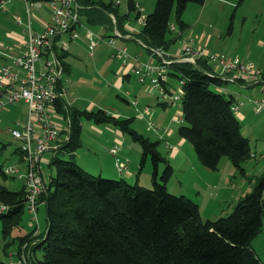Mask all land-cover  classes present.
<instances>
[{
	"label": "trees",
	"instance_id": "1",
	"mask_svg": "<svg viewBox=\"0 0 264 264\" xmlns=\"http://www.w3.org/2000/svg\"><path fill=\"white\" fill-rule=\"evenodd\" d=\"M76 1L81 6V17L92 28L104 26L112 30L110 13H114L120 29L129 32L125 23L136 21L141 15L135 10V0H128L125 13L113 0ZM205 1L156 0L154 10L146 15L145 24L134 35L148 50L168 48L173 14L174 24L184 32L188 27L183 18L188 4L203 5ZM60 56L65 60L67 52ZM64 64L68 71L66 61ZM207 69L204 58L196 65H170L172 83H165L166 89L172 91L184 79L178 133L192 143L204 166L216 170L222 157H228L245 175V163L252 156L250 139L243 134L242 122L232 108L234 96L217 90L227 81L208 75ZM160 102L167 105L165 100ZM57 106L69 113L71 132L50 159L55 174L40 197L46 205L47 232L39 233L41 242L33 247L31 264H264L252 245L264 226V171L255 176L253 189L239 198L231 213L203 220L196 201L169 191L167 184L173 167L158 149L159 140L152 141L133 126L135 117H116L100 108L67 111L60 99ZM83 118L112 123L139 142L141 168L148 156L153 161V187L95 175L78 164L75 152L82 144ZM161 163L165 168L159 181ZM3 167L0 163V179L11 178ZM2 203L9 206L0 213L3 250L7 253L12 243L21 245L33 231L12 236L26 210L24 186L12 190L0 182ZM38 250L42 251L41 257L36 254ZM0 264L7 262L0 257Z\"/></svg>",
	"mask_w": 264,
	"mask_h": 264
},
{
	"label": "crops",
	"instance_id": "2",
	"mask_svg": "<svg viewBox=\"0 0 264 264\" xmlns=\"http://www.w3.org/2000/svg\"><path fill=\"white\" fill-rule=\"evenodd\" d=\"M135 1H140L143 7L145 8L144 4L146 3V0H135ZM238 2L240 3L241 0ZM234 3H235L234 0H206L203 5H199V8H197V12H198L197 20H195L193 23H191L190 21L189 22L186 21V23L188 24L187 28L197 29V34L193 36L195 40H197L196 37H201L202 38V41L200 42L201 44L206 45V47L210 48L213 51H216L214 45L213 47H211L212 44L211 36L207 38V35L202 31V28L206 25H211V26L215 25L216 22H218V20L215 19L216 10L213 7H211V4H216L217 6H219V9L223 11L220 13V10H218L217 14L222 15L224 9L227 8L228 6L234 5ZM16 15L21 16L24 23L28 21V13L26 11L24 2L22 0H11L7 4L6 8L0 11V41L12 45L15 48L16 52H18L22 48L24 41L27 39V31L24 23L19 25L16 22L15 19ZM31 17H32L31 19L32 26L34 27L35 30L40 31L44 28V24L50 20V13L48 9L45 6H43L42 8H34V10H32ZM132 23L137 28L138 25H140V23L138 24L137 22H135V20H132ZM231 28H232V24L230 26V31ZM96 29L102 34H107L108 38L111 36V30L106 27L100 26ZM83 32L84 31L81 32V35L83 37L85 36L84 42L88 47V36L86 32L85 33ZM185 32L186 30L184 31V36H187ZM188 32L189 31L187 30V33ZM169 41L172 44H175L176 42L177 43L173 45V47H171V43H170L167 48V51L172 54L173 53L177 54L182 48L183 41L179 39L178 34L176 37L174 36L172 39H169ZM130 42H133V44H130ZM115 45L117 47H123L125 45L128 46L129 57L127 59V65L123 66L120 63V61H118L112 56L114 48L111 45H109L107 41L101 42L93 50L91 54H89V52L87 53L89 58L85 62V68L83 70H79L80 72L77 73V81L79 83L85 84L86 87L94 86L98 88V93L100 95H98V97L96 96L91 97L92 99L91 100L89 99L90 101H86V100L79 101L80 100L79 95L77 96L74 95V91H70V92L68 91L65 95L63 94V96L60 98V100L64 104V107L67 106L71 110L72 109L95 110L99 108L103 110H107L108 109L107 102L109 99H103V98L104 96L106 97L105 85L108 84L110 87L113 86L115 88V91L118 89L119 91L116 93L114 91V93L120 96L129 105V107H133L130 112L128 109L125 110L120 107L119 109L116 110V112L112 114L116 117L117 116L135 117L137 120L142 121L141 119H145L148 122V120L151 119L155 114L158 116L161 115L163 117V120H165L166 114L170 115V112H168L167 110L169 105H171L170 107L174 109L173 112L179 114L181 111L180 104H169V101H167V105L161 104L164 108V111L160 112V114H156V113L153 114L151 110V112L149 113L150 117L148 118H145L147 116H145L144 118H140L137 116V114L143 111L144 108H148L150 104L142 105L139 103L137 99L138 96L141 94V92L145 90V85H142L143 83H141L138 80V78H136L135 83L132 81L134 68L137 65L140 64L142 65L144 62L146 64L149 60L151 62H156L157 58L155 56H152L151 53L146 54L140 48V46L137 45L136 42L129 39L117 38ZM96 49L97 51L95 52ZM69 54L70 52L68 50L67 56ZM228 56H232V55L228 54ZM233 57H237V56H233ZM239 58L246 59L245 57H239ZM65 61L69 67L67 72L72 73L74 68L73 64L67 58H65ZM5 64H7V60L3 58L2 55H0V70ZM169 81L170 83H172L170 79ZM62 83L64 84L63 79H62ZM96 84H99V87H97ZM177 84L178 82L176 83L175 88H177ZM226 88L228 89L229 95L232 94L233 96H235L236 102L243 101L244 104L242 109L237 110L235 112L236 114H239L240 121L242 120L241 122H242L243 134L250 139L251 143L254 142L252 151H254L256 155L251 156V158L245 163V172H246L245 175L239 173L237 167H235V165L230 160H225L223 162L221 159L218 169L216 170H212L204 166L199 160L198 156H195L190 151L191 149L190 147H192L190 146V144H188V142L190 141L179 135L178 128L177 131L173 130L172 127H170V120L162 123L164 126L163 129L164 128L168 129V130L167 129L164 130V135L166 136V144L169 143V146H167L169 148V155L168 157L167 155L165 157L168 159L169 163L173 167L172 176L174 175L176 168L180 170H184V168H186L187 170L192 172V177L197 172V184L199 177H201L202 180L203 179L206 180L204 187H201V189L200 187H197V191H194L193 194L196 197V199L195 197H193V195L192 196L188 195L187 192L188 188L180 184L182 183L181 180L178 179L176 180V185L178 183L179 187L178 188L176 187V189H174V190H179L180 194H185L191 197L194 201H196L199 204L200 213L203 220L215 219L218 216H222V214H224L223 212L231 213L233 211V208L236 206L239 198L249 193L252 190L251 182L253 178L255 179L256 175H259L264 171V115L256 114L253 110L252 102L249 101L247 98V97L257 96L260 93L250 88H244V87L241 88L238 85L232 83L227 84ZM101 92H104V94H101ZM122 93L125 96H127L128 99L126 97H122L121 95ZM158 101L159 103H162L160 102L161 101L160 96H158ZM20 103L25 104L24 102H20ZM96 105L98 108H93ZM9 107L10 105H8L6 108ZM56 107L57 110L60 112L57 113L64 116L65 118V113L61 114L63 112L58 109V106ZM4 111L7 112V109H3L0 111V123L3 122L4 120V115L6 114ZM27 111H28V107H27ZM27 111H26V118L23 120L17 119L18 122L20 123L25 122V120L27 119ZM170 118L174 120V116L171 115ZM89 120L91 119L88 118L82 119V128L84 129L85 126L87 125L88 129L91 128L94 131V136H91L90 139L91 145L88 146L89 150H87L86 152L88 154V157L90 158L88 163H83V162L78 163L79 162L78 159L82 154L81 152H79V149H77L75 152V159L77 163L91 173L97 170L99 171L98 173L99 175H109L112 177L124 175L129 178H132L133 173L136 172L137 181L141 185L146 186L140 181L141 173H140V168L139 169L137 168L138 165L137 167L136 166L133 167L132 170V164L134 162L133 158L136 148H134L133 144L127 141L126 136L128 134L121 131L117 126H115L112 123H104L106 125V128L103 129L98 123L94 122L93 120H91L92 122H90ZM58 121L63 125V127L66 126L64 119L60 118L58 119ZM65 132L66 129L64 128L63 133L61 134L62 141L66 139ZM170 136H172L173 139H171ZM92 140H95V143H92ZM83 141L84 140L82 137V144ZM119 142H121V145L118 152L116 154L111 153L110 149L114 146V143H119ZM82 144L80 147H82ZM18 147H19V142L17 148H15L13 152L17 154L16 160L18 163H20V152L18 151ZM56 150H59V148ZM56 150H52L44 153L41 162V167L42 168L44 167L43 168L44 172H46L45 168H47V166L50 165V159L54 155ZM100 156H102V158H100ZM118 164H120L123 167L122 170H119ZM189 167L192 169H190ZM159 171H160V165H159ZM52 173L53 171L50 172V175H52ZM171 178L167 184L170 192H171L170 190ZM45 182L48 183L49 181L45 179ZM20 183L22 186L23 183L22 182ZM214 203L215 206H213ZM41 204L44 203H40V205ZM40 205H39V209H40ZM223 205H227V207L223 208ZM204 208H206V210ZM263 231L264 230H262L260 234H262ZM29 232L31 231L27 230V232H22V234L14 233L15 235L13 234L12 236H18V235L22 236V235H26ZM260 234L257 237H255L252 241V245L257 252H259L258 247L259 246L261 247V239L258 238ZM4 244H5V240L3 239L2 247L4 246ZM17 246L18 249L16 250L10 249V247H8L7 253L4 254L9 256L10 252H12L13 258L17 259L18 257L17 253L20 247L19 244H17Z\"/></svg>",
	"mask_w": 264,
	"mask_h": 264
},
{
	"label": "built area",
	"instance_id": "3",
	"mask_svg": "<svg viewBox=\"0 0 264 264\" xmlns=\"http://www.w3.org/2000/svg\"><path fill=\"white\" fill-rule=\"evenodd\" d=\"M11 0H0V11L4 10ZM28 13V21L23 22L21 16L16 15V22L25 24L27 39L22 48L16 52L15 48L0 41V55L7 60L0 70V111L12 103L24 102L27 104V119L24 123H17L10 129L11 135L19 140L20 163L16 165L4 166L7 176L20 180L25 187V207L29 213V224L36 225L32 235L21 243L17 253V259L13 258L10 252L7 264H31V254L33 247L41 242L39 236L40 223L38 220L39 205L41 195L48 187L43 176L41 167L42 158L45 152L57 149V141L61 136V131L65 128L70 131V118L67 117L68 125H63L58 119H65L64 116L55 110L56 101L63 91L62 75L65 71L61 52L69 48L71 40L77 39L81 31L88 33L90 39V50H93L101 41L104 35L96 33L93 29L82 23L79 14L80 5L76 0H22ZM118 4L120 0H115ZM135 8L143 10L139 1H135ZM45 6L50 13V20L44 24L42 31H36L32 26V10ZM114 25L112 37L108 42L114 46L115 38H126L133 35L131 33H121L116 25V16L111 14ZM173 28V26H172ZM68 38V39H67ZM104 38V39H103ZM107 39V38H106ZM183 42L180 54H177L178 61L197 63L198 58H207L210 68L205 72L216 78L223 80H242L246 84L261 86L260 96L252 99L254 111L264 113V79L262 70L255 67L252 61L244 62L237 59L220 55L209 51L204 46L197 47L194 38ZM161 53L160 49L154 52ZM128 46L115 47L114 56L127 64ZM172 60L164 59L162 63L151 62L134 68L140 82H145L150 77L149 86L160 91V100L169 101L170 104H180L184 94V79H180L177 88L169 91L165 83L169 81V65ZM156 72V75L153 73ZM220 92L228 93L225 85L217 86ZM241 103L235 102L233 109L240 110ZM148 109H145L147 112ZM107 113H111L107 110ZM144 117V113L139 114ZM182 120V112L174 118V121ZM150 125L153 123L150 121ZM161 139V138H160ZM120 149L119 144H114L110 152L116 154ZM255 156L254 151L251 152ZM119 170L122 166L118 164ZM9 209L7 204H0V213H5Z\"/></svg>",
	"mask_w": 264,
	"mask_h": 264
},
{
	"label": "rangeland",
	"instance_id": "4",
	"mask_svg": "<svg viewBox=\"0 0 264 264\" xmlns=\"http://www.w3.org/2000/svg\"><path fill=\"white\" fill-rule=\"evenodd\" d=\"M113 1H114L115 5H120V9L122 12H125L127 10L128 0H120V2L118 4L115 2V0H113ZM238 1H240V0H234V2H235L234 5L228 6L227 8H225L223 14L222 15L219 14L220 17L217 14L218 10H220L219 6H217L216 4H211V7H213L216 10L215 19L218 20V22H216V24L212 25V26L211 25L204 26L202 28V31L204 33H206L207 38L211 36V40H212L211 47H213V45H214L216 51H213L210 48L206 47V45L201 44L200 43L202 41L201 37H196L197 38V40H196L197 41V47L204 46L209 51L218 53L220 55L229 57L231 59H237V60L244 61V62L252 61L256 64L255 67L262 70L263 79H264V0H241L240 3ZM134 3H135V1H134ZM155 4H156V0H146V3L144 4L145 8L143 7L142 11H138L137 9H135L136 11L141 13L140 17L135 21L138 24L140 23V25H138L139 29L137 27H135V25L132 23V20L127 21L124 25L125 27L130 29L129 32H127V31L123 32V30H121L120 27L118 26L117 21H116V25H117V27L121 33L122 32L123 33H131L133 35V38L131 36L128 39L136 42L137 45H139L140 48L146 54L151 53L152 56H155L157 58V60L154 63H158L159 61H160V63H162L164 59L172 60L173 62L170 65H172L175 62H182V61H178V57H177V54L181 53L182 48L177 54H174V53L172 54V53L167 51V48H163V47L159 48L161 53H159L157 51L154 52V49L148 50L144 45H142L143 44L142 40L139 38H136L134 35V32L140 31L142 25L145 24L146 15L151 13L154 10ZM24 5H25V3H24ZM80 8H81V6H80ZM80 8H79V14H80ZM197 8H199V4L189 3L186 11L184 13V16H183L184 20L187 22L190 21L191 23H193L195 20H197V16H198ZM222 11L220 10V13ZM111 14H113L115 16L114 13H110L111 18H112ZM80 17H81V15H80ZM174 19H175V17L173 14L172 24L170 25L171 32H169L167 34V37L169 39H172L174 36L176 37L177 34L179 36V39H181V41H183V42H185L186 40H191L190 39L191 37L194 38L193 36H195L197 34V29L187 28L186 32H185V34L187 36H184V32H182L179 29V27L176 24H174L175 23ZM143 20H144V22H143ZM81 21L84 24L87 23L84 17L83 18L81 17ZM231 24H232V28L230 31ZM114 25L115 24L113 23L111 35L113 34ZM87 26L90 27L89 25H87ZM172 26H173V28H172ZM102 27H104V26H102ZM96 28L97 27H94V28L90 27V29H93L96 33L101 35L102 33L97 31ZM42 30H40V31H42ZM187 30L189 31L188 33H187ZM36 31H38V30H36ZM195 31H196V33H195ZM81 32L79 33L80 36L77 39L71 40V43L69 44V48L64 51V52H68V50H69L70 54L66 58L73 64L74 68H73L72 73H68L66 70L64 71V73L62 75V79L64 81L65 91H63L61 93V95L59 96L57 101L63 96V94L65 95L68 91L69 92L74 91V95H76V96L79 95V97H80L79 101H82V100L90 101L92 99L91 97H95V96L98 97V95H100L98 93V88H96L94 86L86 87L85 84L79 83L77 81V73L80 72L79 70H83L85 68V62L89 58L87 53L89 52V47H90V39H89L87 31H86V34L88 36V47L86 46V43L84 42L85 36L83 37L81 35ZM83 33H85V32H83ZM190 33H192V34H190ZM102 35L105 36V39L103 38L104 39L103 41H107V43L109 45H111L108 42V40L112 36H110L108 38L107 34H102ZM121 39H126V38H121ZM103 41H101V42H103ZM115 44H116V38H115ZM115 44H114V46L111 45L114 48L112 56L115 59H117L114 56L115 47H117ZM130 44H133V42H130ZM175 44L171 43V47H173V45H175ZM97 46H95L93 48V50ZM182 46H183V43H182ZM155 49H158V48H155ZM93 50H90L89 54H91L93 52ZM96 51H97V49L95 50V52ZM130 51H131V49H130ZM127 53H128V55L126 56V60L129 57V52H127ZM228 54H230L232 56H228ZM233 56H237V57H233ZM239 57H245L246 59H242ZM199 59H201V58H198L197 61ZM204 59H206L207 64H208V69H209L210 64L208 63L207 58H204ZM117 60L120 61V63L123 65V62L121 60H119V59H117ZM64 62H65V60H63V63ZM109 62H110V60H109ZM184 62H186V61H184ZM170 65H169V67H170ZM123 66H125V65H123ZM141 67L145 68V62L143 63V66H141ZM64 68H65V64H64ZM153 75H156V72H154ZM136 78H137V75H136V72H134L133 80H132L134 83L136 82ZM149 81H150V77L148 76L144 83L141 82V83H143L142 85H145V90H143L141 92V94L138 96L137 99H138L139 103L142 105H145V104H150V105L148 108H144L143 111L139 112L137 114L138 117H140L139 114L142 112L144 113V117L147 116L145 118H148V117H150L149 113L151 112V110H152L153 114L154 113L160 114V112L164 111L163 106L158 101V96H160V91L156 88H153V87L151 88L149 86ZM230 83L236 84L241 88L242 87L250 88V89L257 91L258 93L261 94L262 83H260L259 85H252V84H246L242 80H234V81L229 80V81H227V83H225V86L227 84H230ZM96 86L99 87V84H96ZM114 91H115V88L113 86L110 87L108 84L105 85L106 97L104 96L103 99H109L107 102L108 103L107 104V107H108L107 110L112 112V113H108V114H113L120 107L125 109V110L128 109L130 112L133 107H129V105L120 96L115 94L116 92L119 91L118 89L115 91V93H114ZM135 92H137V91H135ZM101 94H104V92H101ZM260 94L257 96H254V97H247V98L249 101L252 102V99L260 96ZM121 95H122V97H126L128 99V97L125 96L123 93ZM226 95L228 96L229 93H226ZM234 98H235V96H234ZM57 101H56V105H55V110L58 113H60L56 107ZM238 103H241L240 109H242L243 104H244L243 101H238ZM25 104L20 103V102L12 103V104H10L9 108H5V109H7V112L4 111L6 114L4 115L3 122L0 123V163L4 164V166L18 164V162L16 160L17 154H15L13 151L15 150V148H17L19 140L15 139L11 135L10 129L15 127L17 123H20L17 121V119L23 120L26 118V111H27L26 105L27 104L26 105ZM252 105H253V102H252ZM170 106L171 105H169V107L167 108L168 112H170V115L166 114L165 120H163V117L161 115L158 116V115L154 114L153 117L148 120V122L145 119H141L142 121H140V120H137L136 118H135V121L133 122V126L138 131H140L142 134H144L146 137L150 138L152 141L159 140L158 149L160 150V152L164 156L167 155V157L169 155V148L167 147V146H169V143L166 144V136L164 135V130L167 128L163 129L164 126L162 123L170 120V127H172V129L175 131H177V128L182 123L180 120L174 121V120H172V118H170L171 115L174 116V118L179 116V114H176V112H173L174 109ZM65 108L67 111L71 110L67 106ZM93 108H98V107L96 105ZM145 109H148V111L145 112ZM107 110H103V111L106 113ZM253 110H254V105H253ZM234 112H235V110H234ZM61 114H64V113H61ZM68 114H65V119H64L65 121L64 122L67 126L68 121L66 120V118L67 117L70 118V131L66 130V132H65L66 139L64 141L61 140L62 135L60 136V138L57 141V144H58L57 149L60 148V146H62L63 144H65V142L70 138L72 122H71V117ZM126 114H128V113H126ZM235 114H236V112H235ZM256 114L264 115V113H256ZM236 116L238 118L240 117L239 114H236ZM144 117H140V118H144ZM89 121L92 122L91 120H89ZM150 121L153 123V125L149 124ZM14 123H15V125H14ZM98 124L103 129L106 128V125L104 123H98ZM62 133H63V130L61 131V134ZM91 136H94V131L91 128L88 129V127L86 125L85 128L83 129V133H82V137L84 140L82 147L78 148L79 152H81V154H82L80 156V158L78 159L79 160L78 163H82V162L88 163V161H89L90 157H88V154L86 152H87V150H89L88 146L91 145L90 144ZM170 138L173 139L172 136H170ZM126 139L128 142L133 144L134 148H136L134 158H133L134 162L132 164V170H133V167H135V166L137 167V165H138L137 168L139 169V168H141L140 162H141V158H142V146L139 142L132 140L131 137L128 135L126 136ZM92 143H95V140H92ZM114 144L121 145V142L114 143ZM188 144H190V146H192V147H190L191 148L190 151L195 156H197V153H196L195 148L192 145V143L188 142ZM253 145H254V142L251 143L252 148H253ZM18 151H19V148H18ZM100 158H102V156H100ZM20 160H21V158H20ZM225 160H229V159L227 157H223L222 161L224 162ZM164 168H165L164 163H161L160 164V171H159V178H158L159 181H161V174L163 173ZM179 168H182V167H179ZM153 169H154L153 161L151 159V156H148L144 166L140 169V173H141V180L140 181H141V183L146 185L145 187H148V188L153 187V183H152ZM190 169H192V168H190ZM45 170H46V172H44V170H43V173H44L43 176L46 180L50 181V178H51L50 172L53 171L52 175H54L55 174V167L48 165L47 168H45ZM98 173H99V171H97V170H95V172H93V174H95V175H99ZM237 176H239V175H237ZM102 177L115 178V179L125 178L131 184L135 183L137 181L136 172L133 173L132 178H129V177L124 176V175L115 176V177H112L109 175H102ZM177 179L182 181V183H180V181H179V183L182 184L184 187H187L188 188L187 189L188 195H191V196L193 195V197H195L193 193H194V191H197V187H200V189H201V187H204V185L206 183L205 179L202 180V178L199 177L198 184H197V172L192 177V172L187 170L186 168H184V170H180V169L176 168L175 173L171 178L170 190L174 194L177 193V195H180L179 190H174V189H176V187L177 188L179 187L178 183L176 185ZM255 181L256 180L253 178V180L251 182L252 183V189L254 187ZM0 182L4 183L5 185H7L12 190H18L19 188H21V183H20L21 181L20 180H16V179H12V178H8L5 180V179L1 178ZM22 186H24V184ZM24 189H25V187H24ZM195 199H196V197H195ZM213 206H215V203L213 204ZM226 207H227V205H223V208H226ZM204 209L206 210V208H204ZM223 213L224 214H222V216H218L217 218L227 216L229 214V213H225V212H223ZM29 217L30 216H29L28 211L25 210L23 215H22V220H21L20 226L15 227L12 230V235L14 233L22 234V232H27V230L32 231L33 229L36 228V225L28 224V222L30 221ZM217 218H215V219H217ZM38 220L40 223L39 233H41V230H42V233L43 232L46 233L47 232V214H46V205H44V204L40 205V209L38 212ZM204 220H206V219H204ZM2 226H3V223H2V221H0V257L3 261H6V260L8 261L10 256H7L4 254L3 247H2V244H3ZM19 230H22V231H19ZM258 238L261 239V247L260 246L258 247V251H259L258 253H260L261 258L264 261V231L262 234H260V236ZM9 247H10V249H13V250L18 249L17 243H12ZM36 254L38 257H40V256H42V251L38 250Z\"/></svg>",
	"mask_w": 264,
	"mask_h": 264
}]
</instances>
